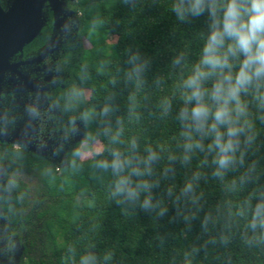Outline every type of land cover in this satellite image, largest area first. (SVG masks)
I'll return each mask as SVG.
<instances>
[{"label": "trees", "instance_id": "1", "mask_svg": "<svg viewBox=\"0 0 264 264\" xmlns=\"http://www.w3.org/2000/svg\"><path fill=\"white\" fill-rule=\"evenodd\" d=\"M74 2L79 10L78 37L88 46L68 54L69 76L63 82L79 89L71 100L82 115L84 141L89 146L98 142L101 149L85 159L73 155L65 165L45 168L41 176L45 201L39 214L44 234L38 245L31 244L24 264H75L85 251L94 252L99 264H264V244H246L245 222L235 217L252 185L225 191L206 169L199 211L186 222L183 214L188 206L172 202L165 194L169 184L178 190L186 178L178 163L175 175L152 190L154 199L164 201L163 215L116 203L109 195L110 172L96 166L111 159L112 149L123 151L131 137L141 146H174L177 126L170 118H160L158 103L172 95L180 78L169 68L172 58L185 50L190 56L198 50L196 33L205 27V18L177 25L165 7L167 0ZM110 37L114 41L109 42ZM137 50L151 59L143 83L125 76L127 55ZM157 76L162 78L159 84ZM83 91H88L87 97ZM105 106L110 109L107 113ZM258 115L250 103L249 116L260 132L259 155L264 156V121ZM117 134L119 144L113 143ZM234 175L230 173L228 179ZM260 183L264 184V175ZM205 216L210 217L206 225Z\"/></svg>", "mask_w": 264, "mask_h": 264}, {"label": "clouds", "instance_id": "2", "mask_svg": "<svg viewBox=\"0 0 264 264\" xmlns=\"http://www.w3.org/2000/svg\"><path fill=\"white\" fill-rule=\"evenodd\" d=\"M165 7L177 25L205 18V27L196 33L198 50L191 56L185 50L172 58L169 68L180 78L172 95L158 103L160 118H170L177 126L174 146H141L131 137L123 151L112 149L111 159L96 166L110 172L109 195L116 203L163 215L164 201L154 199L152 190L175 175L178 163L186 178L178 190L169 184L165 194L172 202L188 206L183 214L186 222L199 211L206 169L225 191L252 185L235 217L245 222L246 244H264V184L260 183L264 156L259 155V129L249 116L254 103L257 119L264 121V0H167ZM126 64V78L143 83L151 59L138 50L129 51ZM161 81L155 78V83ZM118 137H113V143H121ZM230 173L236 175L228 179ZM209 218L205 216V225ZM69 254H74L71 248ZM75 264L99 261L94 252L85 251Z\"/></svg>", "mask_w": 264, "mask_h": 264}, {"label": "flooded vegetation", "instance_id": "3", "mask_svg": "<svg viewBox=\"0 0 264 264\" xmlns=\"http://www.w3.org/2000/svg\"><path fill=\"white\" fill-rule=\"evenodd\" d=\"M61 1L58 10L44 6L39 32L20 50L7 53V65L0 76V183L4 184L3 192L12 191L18 204L26 208L30 188L12 170L20 165L39 173L40 190L32 212L40 228L45 168L65 165L73 155L79 158V145L85 142L82 115L71 100L79 89L66 87L63 81L69 76L68 54L86 46L78 37L75 0ZM11 3L0 0L5 14ZM61 94L63 98H59ZM5 202L0 195V264H24L36 240L29 238L21 224L25 220L9 215Z\"/></svg>", "mask_w": 264, "mask_h": 264}, {"label": "water", "instance_id": "4", "mask_svg": "<svg viewBox=\"0 0 264 264\" xmlns=\"http://www.w3.org/2000/svg\"><path fill=\"white\" fill-rule=\"evenodd\" d=\"M61 9V0H12L6 14L0 7V76L7 65V53L20 50L39 32L43 8Z\"/></svg>", "mask_w": 264, "mask_h": 264}, {"label": "rangeland", "instance_id": "5", "mask_svg": "<svg viewBox=\"0 0 264 264\" xmlns=\"http://www.w3.org/2000/svg\"><path fill=\"white\" fill-rule=\"evenodd\" d=\"M115 37H110L108 39L109 42L114 41ZM84 45L87 47L88 43L86 41H83ZM88 95V91H84V96L87 97ZM16 143V142H15ZM18 144V143H16ZM101 149V145L98 142H94L89 146V143L87 142H82L79 145V152H78V156L80 159H85L88 156H90V154L92 152H98ZM7 167V166H6ZM13 173H15L17 176H19L20 178H22V180L29 186V190H30V194L33 196L34 195V199L31 198L30 195V199H28L27 201V207L23 208L18 204V201L16 200V198L14 197V195L12 194L13 192L10 191L8 192H3V183H0V195L3 197L5 202V207L7 209H9L8 213H10L9 215L15 219V220H20L23 219L25 220V222H21V224H23L26 227V231L28 233V236L30 239H32V237L36 240L37 245L39 244V241L41 239V237L43 236V229L40 228L38 221L36 220V218L34 219V213L32 212V203L33 200L36 199L37 195L39 194L38 191L40 190V184H39V173L32 171L31 169H24L22 166L18 165V167L14 170H12ZM12 173V172H11ZM5 174L6 176V171H3V175ZM5 196V197H4ZM22 220V221H23ZM42 232V233H41ZM40 233V234H37Z\"/></svg>", "mask_w": 264, "mask_h": 264}]
</instances>
